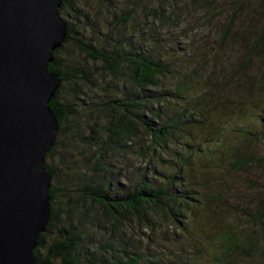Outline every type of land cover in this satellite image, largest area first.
I'll return each mask as SVG.
<instances>
[{"label": "trees", "instance_id": "1", "mask_svg": "<svg viewBox=\"0 0 264 264\" xmlns=\"http://www.w3.org/2000/svg\"><path fill=\"white\" fill-rule=\"evenodd\" d=\"M186 1L205 14L212 15L213 19L225 17L222 42L239 35L240 40L235 42L242 48L247 46L245 58L238 68L251 70L256 65V72L247 74L242 82L246 89L249 87L247 90L251 87L255 90L248 95L244 92L239 94L238 104L245 103L242 107L247 111L245 117H248V122L236 123L232 128L248 149L264 144V109L254 108L258 101H264V63L258 65V60H264V0ZM224 1L229 3L225 4ZM76 2L78 0H63L58 11L61 17L67 18L63 19L67 24V36L62 46L53 52L54 61L49 65V70L61 79L49 103L57 121V135L44 163L51 176V186L47 191L50 218L32 256L36 264H192L195 262L194 253L190 258L186 256L184 260H175L170 255L164 257L150 250L159 243L149 235H155L165 221L176 224L182 232L193 226L192 216L195 210L202 207L203 199L195 160L207 158V163L211 160L215 166L219 162L227 163L232 171L242 170L260 160L251 152H244L245 147L240 150L227 146L229 149L221 152V144L225 143L208 138L203 132L208 127L203 125L202 120L207 119L208 115L203 117L205 110L198 101L203 94L202 88L197 90L193 81L195 75L201 78L205 70L202 76L183 73L180 82L165 89L163 79L171 74L170 66L156 57L153 48L146 46L145 35L141 34L135 39L127 35L113 37L116 34L108 33L101 43L94 41L92 34L85 32L87 23H91L90 28L93 26L92 21L81 8H77ZM103 3L110 7L113 0H103ZM248 10L245 20L242 16ZM256 11L258 16L254 18L252 13ZM131 12L122 9L116 18L126 23L133 15ZM261 18L262 21H259ZM65 51L67 55L62 57ZM69 52L78 53L80 61L71 64ZM100 72L122 81V85L115 96H108L91 106L94 109L91 112L108 113L110 116L102 125L103 135L92 131L88 138L94 148L87 162L92 170L89 179L80 182L75 193L63 190L60 195L59 187L54 185L56 173L46 160L53 156L57 144L61 143L65 121L79 113L78 107L83 110L89 104L84 99L74 103L73 99L81 96L89 98L85 86L91 83L90 77H98ZM66 86H70L71 98L62 96ZM238 90L244 91L243 87ZM229 102L233 103L232 100ZM238 115L239 112L235 118ZM254 122L259 125L258 129ZM212 123L216 135L221 138L225 128L219 125L220 119L216 118ZM219 153L223 156L225 153L227 157H220ZM61 197L66 199L69 210L76 208L73 206L78 201L96 206H89L98 211L96 230L86 234L72 224L59 229L62 215L67 217L66 209L61 211L59 207ZM82 209L80 213L84 211ZM239 212L243 215L237 214L238 219H244L245 226H240L242 230L229 228L220 234L212 253L213 262L217 264H237L234 262L237 258L243 262L251 259L260 244L259 239H264L262 236L257 238L259 230L264 229V199L253 209ZM131 222H136L149 232L145 240H133L127 235L125 225ZM54 230H58L61 240L50 244L43 256L40 249L46 247V237ZM142 235L145 233L142 232ZM182 238L179 235L170 240L176 242ZM187 239L198 243V249L207 244L202 243L200 237L188 236ZM142 241L146 242L144 251L137 246ZM149 241L151 246H148ZM172 254L175 256L176 252ZM165 258L169 259L168 262L164 261ZM257 264H264V261Z\"/></svg>", "mask_w": 264, "mask_h": 264}, {"label": "rangeland", "instance_id": "2", "mask_svg": "<svg viewBox=\"0 0 264 264\" xmlns=\"http://www.w3.org/2000/svg\"><path fill=\"white\" fill-rule=\"evenodd\" d=\"M224 3L227 4L229 1H224ZM76 4L77 8H81L92 21L93 26L90 28L91 23H87L85 32L86 34L91 33V39L94 41L101 43L108 33L116 34L113 37L127 35L135 39L141 34L145 35L146 46L153 48L156 57L170 66L171 74L166 75V78L163 79L165 89L180 82L183 73H198L202 76L203 70H205L201 78L195 75L196 79L193 81V86L197 90L202 88L203 94L198 98V101L205 110L202 113L203 117L208 115L207 119L202 120L203 125L208 127V130L205 129L203 132L208 135V138L221 140L220 143H225L221 144V152L223 149H229L227 146L237 147L240 150L245 147L244 152H251L260 160V162H254L238 171H232L227 163L219 162V165L215 166L211 160L207 163V158L200 157L195 160L203 199H201L202 207L194 211L193 226H190L186 231L187 234L182 232L176 224H171L168 221L158 228L155 235H149V232L136 222L125 225L127 235L131 236L133 240H145V236H152L159 245L150 247V250L161 254V256L170 255L175 260H184L186 256L190 258L194 253L195 262L192 264H217L213 262L212 253L214 252L213 248H216L218 243L216 240L220 234L229 228L242 230L243 227L240 228V226H245V220L238 219L239 214L241 217L243 215L239 211L253 209L260 200L264 199V144L255 146L254 149H248L242 138L232 128L236 123L248 122V117H245L247 111L242 107L245 103L238 104L239 94L244 92L248 95L255 90L251 86L247 90L249 87L246 89L245 83L242 82L246 79L247 74L256 72V65L252 66L251 70L238 68L245 58L244 53L247 46L242 48L239 43L235 42V40H240L239 35L222 42L225 17L223 16L221 20L213 19L212 15L205 14L186 0H113L110 7L105 6L103 0H78ZM122 9H129L133 14L126 23H122L116 18L121 14ZM248 12L249 10L243 14V19L246 20ZM257 16V11L252 13V17L256 18ZM62 18L67 20L65 17ZM259 21H262V18ZM235 30L233 34H235ZM152 34L154 36L150 37ZM65 55H67V51L61 54L62 57ZM69 57L68 60H71V64L79 59L76 52L70 53ZM263 63L264 60H258V65ZM90 79H92L91 83L85 86L86 96L89 95V98L81 96L77 100L73 99L74 103H80L84 99L89 104H86L87 107L83 110L78 107L79 113L73 119L65 121V129L60 137L61 143L57 144L53 156L46 160L56 173L57 178L54 185L59 187L60 195L63 194V190L75 193L78 184L89 179L92 170L87 162L90 160L94 148L93 144L90 145L88 138L92 131L101 135L103 133L102 125L110 116L108 113L91 112L94 110L91 106L104 101L108 96H115L117 89L122 85V81L101 72L98 77L92 76ZM242 87L244 91H239L238 89ZM62 96L71 98L70 86L65 87ZM229 100H232L233 103H230ZM235 105L241 107L236 108ZM254 108L264 109V101H258ZM230 111L231 113H229ZM238 112L239 115L235 118ZM216 118L220 119L219 125L225 128L221 138L216 135V128L212 123ZM234 118L235 120H233ZM254 125L257 129L259 128L256 122ZM216 155L218 156V154ZM219 156L227 157L225 153L224 156L219 153ZM118 164L121 165V162ZM60 200L62 203L59 207L61 211L66 209L67 217L64 218L62 215L59 229L67 224H72L80 227L86 234L96 230L97 221H99L98 211L96 208H90L96 206L78 201L73 206L76 208L69 210L66 199L61 197ZM83 206L84 209H82ZM80 209L84 211L80 213ZM80 222L82 224L79 226ZM142 232L145 235H142ZM179 235H182L183 238L176 242L170 240V238H177ZM257 235V238L261 236L264 238V229L259 230ZM188 236L200 237L201 242L207 244L198 249L196 246L198 243L189 241ZM60 240L58 230H54L46 237V247L40 249L42 255L46 254L50 244ZM259 240L258 249L252 254L251 259L243 262L237 258L234 262L237 264L263 262L264 239L260 238ZM145 244V241L137 243L138 249L144 251ZM148 246H151V243ZM174 252H176L175 256L172 254ZM168 260L165 258L164 261L168 262Z\"/></svg>", "mask_w": 264, "mask_h": 264}, {"label": "water", "instance_id": "3", "mask_svg": "<svg viewBox=\"0 0 264 264\" xmlns=\"http://www.w3.org/2000/svg\"><path fill=\"white\" fill-rule=\"evenodd\" d=\"M63 0H0V264L32 256L50 218L45 156L57 135L49 70L67 36Z\"/></svg>", "mask_w": 264, "mask_h": 264}, {"label": "bare ground", "instance_id": "4", "mask_svg": "<svg viewBox=\"0 0 264 264\" xmlns=\"http://www.w3.org/2000/svg\"><path fill=\"white\" fill-rule=\"evenodd\" d=\"M64 230V229H63Z\"/></svg>", "mask_w": 264, "mask_h": 264}]
</instances>
